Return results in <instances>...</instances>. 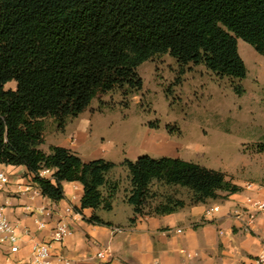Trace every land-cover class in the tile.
<instances>
[{
  "label": "trees",
  "instance_id": "obj_1",
  "mask_svg": "<svg viewBox=\"0 0 264 264\" xmlns=\"http://www.w3.org/2000/svg\"><path fill=\"white\" fill-rule=\"evenodd\" d=\"M238 39L264 57V0H0V164L24 167L30 186L55 203L65 199L63 183H80L75 211L92 209L89 224L112 226L96 212L114 208L120 182L111 174L117 164L86 162L60 146L43 151L45 120L64 129L99 95L140 92L139 67L163 55L181 67L203 65L232 83L243 81L247 69ZM12 81L16 88L6 90ZM233 90L243 94L240 85ZM121 166L130 184L131 224L147 216L154 182L186 188L192 197L189 204L168 198L152 216L240 191L222 171L177 157L144 154Z\"/></svg>",
  "mask_w": 264,
  "mask_h": 264
},
{
  "label": "rangeland",
  "instance_id": "obj_2",
  "mask_svg": "<svg viewBox=\"0 0 264 264\" xmlns=\"http://www.w3.org/2000/svg\"><path fill=\"white\" fill-rule=\"evenodd\" d=\"M238 52L247 77L235 83L203 65L181 67L169 55L149 60L138 69L140 92L128 97L121 90L99 95L85 112L68 119L64 129L46 119L41 147L48 150L59 137H66L76 150L93 147L95 156L117 164L111 178L120 182L115 199L120 222L132 209L127 201L128 173L121 166L125 158L177 157L222 171L230 181L264 177V151L259 148L264 145V57L241 39ZM234 84L243 94H235ZM15 88L14 81L5 85L6 90ZM191 197L186 188L154 182L145 213L152 216L168 198L189 204Z\"/></svg>",
  "mask_w": 264,
  "mask_h": 264
},
{
  "label": "crops",
  "instance_id": "obj_3",
  "mask_svg": "<svg viewBox=\"0 0 264 264\" xmlns=\"http://www.w3.org/2000/svg\"><path fill=\"white\" fill-rule=\"evenodd\" d=\"M57 140L50 146L70 149L86 162L106 159L95 156L93 147L86 152L78 151L66 137ZM0 172L10 178L9 185L0 186V206L17 227L20 238L18 252L10 253L8 245L0 249V264L27 261L38 244L49 245L51 264H62L58 261L60 257L71 264H259L260 258H264V212L259 214L251 231L245 230L242 219L235 215L248 199L264 200V177L253 182L233 180L240 188L235 194L220 192L216 200L169 215L139 217L134 224L130 223L132 209L125 221L116 218L114 202L112 211L96 212L112 226H99L85 220L94 214L92 209L64 215L69 206L80 208L83 196L80 183H63L65 199L55 203L42 195L32 197L25 191L30 178L24 167L0 164ZM211 208L218 211L208 214ZM43 209L52 210V216L45 217ZM61 219L68 222L71 234L63 242H55L53 231ZM41 222L46 224L44 229L39 228Z\"/></svg>",
  "mask_w": 264,
  "mask_h": 264
},
{
  "label": "built area",
  "instance_id": "obj_4",
  "mask_svg": "<svg viewBox=\"0 0 264 264\" xmlns=\"http://www.w3.org/2000/svg\"><path fill=\"white\" fill-rule=\"evenodd\" d=\"M49 174V171L41 172V176L45 177ZM10 184V178L7 173L0 172V186H5ZM30 192L32 197L41 196V193L37 189H31L28 186L25 190ZM218 208H211L208 210V214L211 212H217ZM264 212V200H256L250 198L247 200L246 205L235 211V215L238 219H242L243 228L247 231L253 230L258 216L260 213ZM42 214L45 217H51L53 212L50 209H43ZM75 214V209L71 206L64 210V215L66 217L73 216ZM46 227L45 222L39 224L40 229ZM178 232H181L180 230ZM71 234L68 222L65 219H61L57 227L53 231V240L55 242H63L67 236ZM19 235L17 233V227L8 219L4 213V208L0 206V249L5 245L9 246L10 253H16L19 251ZM99 257H103L99 254ZM58 261L62 264H71L69 260L62 257L58 258ZM264 262V258H260L259 264ZM21 264H51L50 248L48 244H38L33 248L31 257L21 263Z\"/></svg>",
  "mask_w": 264,
  "mask_h": 264
}]
</instances>
